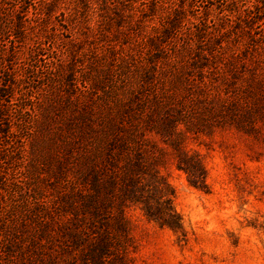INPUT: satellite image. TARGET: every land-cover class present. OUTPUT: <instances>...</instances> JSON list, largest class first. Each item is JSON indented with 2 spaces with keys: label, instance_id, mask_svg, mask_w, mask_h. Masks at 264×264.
Instances as JSON below:
<instances>
[{
  "label": "rangeland",
  "instance_id": "1",
  "mask_svg": "<svg viewBox=\"0 0 264 264\" xmlns=\"http://www.w3.org/2000/svg\"><path fill=\"white\" fill-rule=\"evenodd\" d=\"M90 1V15L86 16L90 27H81L83 17L76 20L74 30L81 40L68 45L64 42L69 33L62 32L54 42L62 51V60L68 62L73 53L71 68L77 84L87 72L90 58L96 57L103 65L96 70L103 77L104 88H97L93 101L90 99V108L97 115L115 119L119 98L131 104L128 115L119 121L131 124L133 133L141 138L138 164L143 189L139 196L145 201L129 198L123 203L120 198L109 203L111 216L123 209L128 221L127 249L102 256L91 248L97 236L90 230V209L73 211L64 200L74 205L78 197L67 194L56 205L69 216L79 214L75 221L81 223L84 218L76 239L60 236L43 242L45 227L24 251L23 264L38 262L43 252V261L53 253V264H110L111 260L115 264H264V81L252 88L243 86L252 65L257 79H264V0H180L185 8L182 12L171 11L168 4L156 9L151 18L147 13L123 16L122 26L116 23L117 8L116 13L97 11L104 1L112 0ZM170 20L174 25L168 35L166 22ZM13 40L0 33V53H17L9 57L12 66L25 61L20 80L7 89L9 97L5 98L9 99V132L14 140L10 146L0 142L5 157L0 168L9 182L23 178V162L12 154L16 152L17 157L26 148V128L15 104L21 100L29 103L32 87L47 70L45 61L56 56L43 34ZM40 42L42 48L35 54ZM107 50L113 51V59L103 56ZM124 59L128 62L123 68H132L128 76L136 77L134 83L141 80L136 90H121L117 61ZM88 81L85 84L91 87ZM150 91L160 98L161 108L149 102ZM130 92L135 97L127 99ZM66 98L64 94L61 102L68 112L73 107ZM244 102H248L246 108ZM89 135L90 142L80 136L68 145L63 169L46 181L50 200L58 186L70 190L75 184L74 188L90 191V169L82 161L90 160L93 147L99 146L95 139L100 133ZM87 152L89 157L84 159ZM191 160L195 162L190 164ZM164 198L180 217L181 227L172 228L146 215L147 202L151 212L158 214ZM12 250L19 256L17 246Z\"/></svg>",
  "mask_w": 264,
  "mask_h": 264
},
{
  "label": "trees",
  "instance_id": "2",
  "mask_svg": "<svg viewBox=\"0 0 264 264\" xmlns=\"http://www.w3.org/2000/svg\"><path fill=\"white\" fill-rule=\"evenodd\" d=\"M90 2V0H0V33L7 37L11 36L16 42H20L27 36L40 38V35L43 34L48 40V44L50 43L51 47H54L56 55L45 61L47 70L44 77L41 78V82L32 87L34 94L28 96L29 103H24L21 100L15 104L16 114L26 128L24 136L26 148L21 149L20 155L17 157L16 152L12 154L13 159L23 162V178L21 180L9 182L5 171L0 168V264H23L24 251L36 240L41 229L45 227L47 230L43 242H53L60 236L70 237L71 240L76 239V234L78 235L81 231L80 225L84 224V218L81 223V220L75 221L76 218H80L79 214L69 216L64 214V210L59 207V204L56 205L67 194L78 197V203L74 201V205L68 203V200H64L73 211L90 209V230L93 229L97 236L91 245L92 250L100 251L102 256L110 252H125L129 224L123 209L115 212L114 217L111 216L113 209L110 208L109 203L114 200L118 201L120 198H123V203L124 199L129 198H133L135 201L144 200L139 196L143 189L138 164L143 149L141 138L138 134L133 133L131 124L119 121L128 115L131 104H126L122 98H119L116 103L118 111L115 113V119L97 115L90 108V99L93 101L92 95L95 94L97 88H104V83L101 80L103 77H98V70H96V67L102 68L103 65L96 61V57L90 58L87 72L80 75L81 83L77 84L75 82L76 74L71 68L73 53H69V61L66 62L62 60V51L55 44L56 39L54 38L62 32L69 33L67 35L68 42H64L68 45H73L77 40H81L74 30L78 26L76 20L78 17H83L85 22L81 23V27L86 29L90 27L86 23V16L90 15ZM135 2L137 0L104 1L103 6H100L97 11L105 12L104 10H106L116 13L114 9L117 8L116 11H119L120 14L118 17L121 20L117 19L116 23L122 26L123 16L133 17L135 14L142 16L141 14L147 13L146 17L151 18L156 9L164 8L168 4L171 11L176 13L185 9L180 0H169L168 3L165 0H140L138 6ZM29 10L31 11L30 15H28ZM123 11L125 14H121ZM102 12H98L99 16L103 15ZM166 23L170 27L167 32L170 35L174 20ZM149 41L152 42V40ZM61 43H63L62 40ZM38 45L35 54H38L42 48L41 42ZM16 54L14 50L9 53H0L1 146L5 144L10 146L14 140L10 139L9 99L5 98L9 97L7 89L15 84V80H20V73L25 66L24 60H20L18 64L15 63L12 66L9 57ZM106 54L103 56L109 57L110 60L114 58L112 50H107ZM126 62H128L126 59L117 61L119 74L122 77V92L136 90L139 86L138 81H141L139 79L137 83H134L136 77L128 76L132 68L127 66L128 71H126L123 68ZM252 67L253 69L247 73L245 78L244 88H252L260 84V81H264V79H257L254 65ZM67 68L70 69L69 72H65ZM31 70L33 69L31 68ZM91 72L96 74L91 75ZM87 80L91 87L86 86ZM104 91L109 92L110 90L105 88ZM103 93L105 92L99 95L102 96ZM64 94L69 107H73L68 112L63 110L65 105H63L64 102H61ZM134 97L135 95L130 92L127 99ZM149 97H151L149 102L161 108L162 102L157 94L150 91ZM247 104L248 102H244V108ZM252 108L255 109V106ZM232 111L234 110H230V112ZM134 112H132L133 115H135ZM191 120L192 118H190ZM89 132L91 134L100 133L95 139L99 146L93 147L89 161H82L90 169V191L83 192L78 186L74 188L75 184L71 186L70 190L61 189L58 186L55 189V194H52L53 199L50 200L45 188L46 181L53 180L63 169L67 159L68 145L78 141L80 136L87 137L83 140L86 143L90 142ZM88 157V152L83 154L84 159ZM3 159H5L4 154L0 152V161ZM194 162L195 160H191L190 164ZM186 165L189 167V164ZM168 200V198L162 200L158 214L151 212L146 201L145 213L149 218L161 219L162 224L179 228L181 227L180 217ZM59 211L61 212L59 213ZM67 222L74 224L73 227L66 226ZM14 245L18 248L19 256L13 253ZM45 253H41L40 256ZM51 255H46L45 261L48 260L46 264L54 263ZM40 256H38L39 261L32 264H44L45 261ZM110 264L115 263L111 260ZM117 264H124V262Z\"/></svg>",
  "mask_w": 264,
  "mask_h": 264
}]
</instances>
